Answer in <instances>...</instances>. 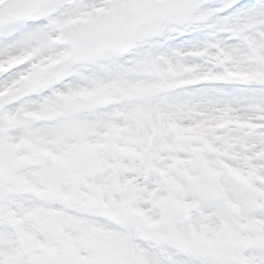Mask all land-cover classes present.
I'll list each match as a JSON object with an SVG mask.
<instances>
[{
	"label": "snow or ice",
	"instance_id": "obj_1",
	"mask_svg": "<svg viewBox=\"0 0 264 264\" xmlns=\"http://www.w3.org/2000/svg\"><path fill=\"white\" fill-rule=\"evenodd\" d=\"M0 264H264V0H0Z\"/></svg>",
	"mask_w": 264,
	"mask_h": 264
}]
</instances>
